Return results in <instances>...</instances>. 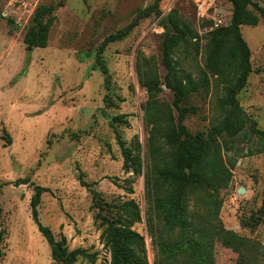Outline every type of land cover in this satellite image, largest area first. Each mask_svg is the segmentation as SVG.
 <instances>
[{"label": "rangeland", "instance_id": "374dc122", "mask_svg": "<svg viewBox=\"0 0 264 264\" xmlns=\"http://www.w3.org/2000/svg\"><path fill=\"white\" fill-rule=\"evenodd\" d=\"M252 1L264 9L263 0ZM52 3L59 6L45 46L25 52L22 38L35 7ZM152 4L153 0H0V264H51L49 248L30 217L34 185L45 189L36 207L39 223L55 239L64 236L68 250L94 254L93 264L108 260V253L99 240L101 228L90 190L107 203L131 199L142 212V176L122 171L114 134L125 144L136 137L141 145L147 135L141 110L146 95L136 82L135 56L153 57L161 83L157 97L171 104L161 64L162 43L174 35L167 15L174 12L192 30L198 26L192 0H160L156 11L140 17ZM134 22L123 38L107 43L99 55L108 75L105 83L95 62L97 48L106 36ZM239 32L249 50L250 72L237 91L233 78L219 79L205 67L207 35L198 36L197 54L190 43L175 46L177 75L195 84L179 106L197 108L178 122L191 135L201 132L228 171L226 185L211 191L220 202L223 228L261 248L264 139L253 134L250 121L264 131V23L241 25ZM105 96L112 106H106ZM221 98L233 104L220 105ZM120 114L127 124L110 126L111 117ZM221 121L229 125L231 136L217 133ZM239 187L242 194L236 193ZM133 229L144 236L152 264L143 223ZM213 257L215 264L237 260L218 243ZM74 264L91 263L78 259Z\"/></svg>", "mask_w": 264, "mask_h": 264}, {"label": "trees", "instance_id": "16d2710c", "mask_svg": "<svg viewBox=\"0 0 264 264\" xmlns=\"http://www.w3.org/2000/svg\"><path fill=\"white\" fill-rule=\"evenodd\" d=\"M159 1L153 0V4L143 9L139 16L145 17L156 11ZM229 4L231 15L228 25L206 34L204 64L219 79L223 80L227 76L233 78L237 91L244 86L250 72L249 50L241 38L239 27L255 26L259 21L264 23V9L252 0H229ZM58 6L52 3L35 7L22 38L25 52L45 46ZM248 7L255 10L257 15ZM166 20L174 35L165 38L162 43L161 64L166 71L163 85L171 92L172 103L168 104L157 97L161 83L153 57L137 53L134 72L138 87L146 95L141 110L147 135L143 145L136 137L125 144L114 131L122 159V171L130 172L132 176H142L143 210L141 212L131 199L103 202L98 193L90 190L92 207L96 209L94 216L101 228L99 240L108 253V260L102 264H148L144 236L133 229L134 225L140 223H143L149 240L152 264H215L213 248L216 243L236 254L235 264H264V247L260 248L224 229L218 218L220 202L211 191L228 182V171L218 157V150L203 138L201 132L191 135L178 122L187 114L197 111L193 106H179L195 90V84L189 77L177 75L172 51L182 42L192 44L197 54L198 36L184 21L177 19L174 12L169 13ZM134 24L106 36L97 48L95 62L105 83L108 82V75L99 55L107 43L123 38ZM192 39L195 40L191 43ZM104 98L106 106L113 105L107 96ZM231 102L233 104L228 98L219 99L220 105ZM172 109L177 112V121ZM124 117L123 114L111 117L110 126L113 123L127 124ZM250 123L253 134L264 139V131L256 129L253 121ZM221 131L232 135L229 125L224 121L218 124L217 133ZM110 180L118 186L115 179ZM81 185L88 186L83 182ZM32 190L30 217L49 248L51 264H74L78 259H87L93 264L94 254L89 255L79 248L68 250L64 236L55 239L51 231L39 223L36 207L45 189L34 185ZM126 190L131 191L129 187ZM1 240L0 231V244Z\"/></svg>", "mask_w": 264, "mask_h": 264}, {"label": "built area", "instance_id": "2783aa9c", "mask_svg": "<svg viewBox=\"0 0 264 264\" xmlns=\"http://www.w3.org/2000/svg\"><path fill=\"white\" fill-rule=\"evenodd\" d=\"M195 18L198 21L197 36L201 37L221 27H226L230 20L229 0H192Z\"/></svg>", "mask_w": 264, "mask_h": 264}, {"label": "water", "instance_id": "95a60500", "mask_svg": "<svg viewBox=\"0 0 264 264\" xmlns=\"http://www.w3.org/2000/svg\"><path fill=\"white\" fill-rule=\"evenodd\" d=\"M243 192H244V189H242L240 187L236 190L237 194H242Z\"/></svg>", "mask_w": 264, "mask_h": 264}]
</instances>
